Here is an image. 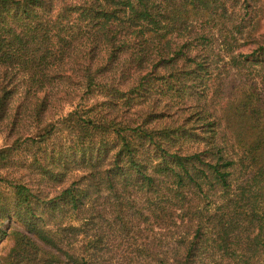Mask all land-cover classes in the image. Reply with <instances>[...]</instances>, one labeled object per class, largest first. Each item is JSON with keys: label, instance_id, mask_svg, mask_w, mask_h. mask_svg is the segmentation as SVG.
Listing matches in <instances>:
<instances>
[{"label": "trees", "instance_id": "16d2710c", "mask_svg": "<svg viewBox=\"0 0 264 264\" xmlns=\"http://www.w3.org/2000/svg\"><path fill=\"white\" fill-rule=\"evenodd\" d=\"M262 6L0 0V264H264Z\"/></svg>", "mask_w": 264, "mask_h": 264}, {"label": "rangeland", "instance_id": "374dc122", "mask_svg": "<svg viewBox=\"0 0 264 264\" xmlns=\"http://www.w3.org/2000/svg\"><path fill=\"white\" fill-rule=\"evenodd\" d=\"M261 3L263 4V15H264V0H261ZM264 30V19L260 21L259 27L257 28L258 32H261ZM53 101L50 103V106L48 110L46 111L44 115L45 120L55 121L59 119L61 116L66 114L69 110H71L74 106H76L78 103L83 104H89L91 103L95 98L93 96H90V94H84L83 90L79 88V86L69 85L66 83V85L58 86L56 90L53 91ZM21 94V93H20ZM19 95V94H18ZM19 96H15L14 99H18ZM189 101V100H188ZM28 133V128H24L22 135H26ZM63 136V135H62ZM5 141L4 133L0 132V145H3ZM201 144L196 145V143H193L191 141H185L182 145L183 148L187 149H196L199 148ZM5 172H14L11 169L6 170ZM0 173H3L2 170H0ZM80 173L79 171L70 170L67 172L64 181L61 184H56L54 188H51V192L56 191L57 189H60L62 186H65L76 174L78 175ZM0 185L2 186V181H0ZM73 224L76 223V221L71 220ZM64 223V222H63ZM10 246V240L4 239L0 242V254H3L6 252L8 247ZM105 262L103 261L102 264H129L124 260H118L117 258L113 257L112 251H108L104 254Z\"/></svg>", "mask_w": 264, "mask_h": 264}]
</instances>
